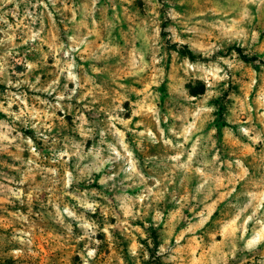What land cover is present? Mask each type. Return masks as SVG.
Instances as JSON below:
<instances>
[{"label": "rangeland", "instance_id": "obj_1", "mask_svg": "<svg viewBox=\"0 0 264 264\" xmlns=\"http://www.w3.org/2000/svg\"><path fill=\"white\" fill-rule=\"evenodd\" d=\"M0 264H264V0H0Z\"/></svg>", "mask_w": 264, "mask_h": 264}, {"label": "trees", "instance_id": "obj_2", "mask_svg": "<svg viewBox=\"0 0 264 264\" xmlns=\"http://www.w3.org/2000/svg\"><path fill=\"white\" fill-rule=\"evenodd\" d=\"M235 50L240 53L239 48H235ZM187 87V92L190 96H196L201 93H203L204 86L203 84H197L196 86H190L189 84L186 86Z\"/></svg>", "mask_w": 264, "mask_h": 264}]
</instances>
